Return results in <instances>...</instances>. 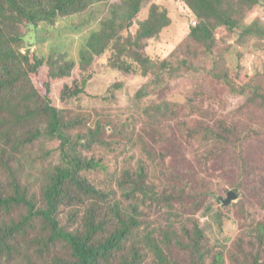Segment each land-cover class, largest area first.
Returning a JSON list of instances; mask_svg holds the SVG:
<instances>
[{"label": "rangeland", "instance_id": "1", "mask_svg": "<svg viewBox=\"0 0 264 264\" xmlns=\"http://www.w3.org/2000/svg\"><path fill=\"white\" fill-rule=\"evenodd\" d=\"M181 1L149 0L150 4L169 9L172 26L159 41L148 45L147 56L152 61L165 60L176 67L183 60L189 65L185 78L191 80L190 84L181 79L171 83L172 98L163 93V88L151 93V101L155 104L167 100L173 102L170 114L158 120L139 111L148 102L143 100L136 105L133 95L150 81V78L140 76L116 77V81L122 82L123 89L115 94L114 100L90 103L82 97L78 101L83 105L75 109L81 113L82 110L91 113L100 109V115L109 118L104 135L108 146L82 148L79 153L82 158L99 160L104 166L87 175L95 187L108 189L113 180L110 173L118 169L132 173L140 171L154 183L149 193L153 201H147L146 209L137 216L138 228L106 264H120L122 259L131 261L134 253L139 254L141 264H156V254L145 247L148 239L152 246L159 244L162 249L164 261L161 264H193L191 249L184 246L189 245V239L193 237L195 223L203 232L201 244L205 264L215 260L222 264H257V261L264 264V115L257 111H262L258 97L264 96V37L253 36L238 41L235 35L223 38L218 33L212 53L194 49L185 40L196 21L184 12ZM258 18L264 21V12L260 9L250 15L248 22ZM60 25L56 23L38 30L33 36L22 26H5L3 30L8 29L10 35L19 33L27 37V42L33 43L30 53L23 46L19 47L21 54L26 57L36 55L46 61L55 59L51 53L62 52L61 44L68 41L73 44L70 50H76L82 36L93 28L88 26L78 32ZM26 63L22 65L28 71ZM191 65L193 69L189 72ZM40 69L44 70L45 65ZM167 76L168 73L164 78ZM44 77V71L31 77L38 90ZM82 79L83 76L74 72L62 80V84L53 82L54 100L59 97L62 86L71 91ZM113 80L115 78L108 74L94 78L91 94L103 95ZM238 87H244L245 93L241 96ZM24 126L20 123L14 129L20 145L29 133L28 126ZM211 132L216 136L210 137ZM219 135L229 139L231 146H218ZM237 139L242 142L237 143ZM10 146L0 144L2 193L10 195L18 183L20 192L34 193L39 198L42 183L47 181V169L62 165L58 141L42 138L25 146L20 150L22 154L15 157L11 156ZM10 157V167L14 170L12 177L3 174L2 165L8 163ZM230 191L238 198L225 207L218 200L226 199ZM157 192L161 195L169 192L171 199L157 204ZM88 204L61 206L60 225L69 232L82 230ZM15 215L16 211H7L6 215L0 212V223L4 224ZM170 225H174L176 237L182 244H175V239L168 234ZM184 227L186 231L182 230ZM24 230L10 243L12 249L4 256L8 258L4 264L69 263L68 253L60 243L43 246L40 223L35 222ZM112 231L107 227L96 242Z\"/></svg>", "mask_w": 264, "mask_h": 264}, {"label": "trees", "instance_id": "2", "mask_svg": "<svg viewBox=\"0 0 264 264\" xmlns=\"http://www.w3.org/2000/svg\"><path fill=\"white\" fill-rule=\"evenodd\" d=\"M180 3L184 12L196 21L185 40L194 49L212 53L218 33L223 38L235 35L238 41L253 36L264 37L263 19L248 22L255 10L264 12V0H182ZM56 23L78 32L88 26L93 28L82 36L76 50H70L73 44L68 41L61 44L62 52L57 55L51 53L55 59L46 61L36 55L26 57L21 54L19 47L23 46L30 53L33 43L27 42V37L19 33L10 35L8 29L3 30L5 26H22L28 35L33 36L36 31ZM171 26L169 9L150 4L149 0H0V144L2 147L3 143L11 144V156L15 157L22 154L20 150L25 146L42 138L54 139L60 145L62 162L61 166L47 169V181L42 183L39 198L34 193L20 192L18 183L10 195L3 194L0 188V212L6 215L7 211H16L15 218L0 223V264L8 259L4 256L12 249L10 243L25 232V227L35 222L42 226L43 246L63 245L68 253V264H106L108 258L136 231L137 216L146 209L147 201H153L149 193L154 183H150L140 171L132 173L127 169H118L110 173L113 180H110L108 189L95 187L87 175L102 170L104 166L99 160L82 158L79 153L82 148L108 146L104 135L109 118L100 115V109L91 113L75 109L83 105L78 101L82 97L90 103L94 100H114L115 94L123 89L122 82L116 81V77L128 79L140 76L150 78V81L133 95L136 105L143 100L148 102L139 111L158 120L168 116L173 102L167 100L155 104L151 101V93L163 88V93L172 98L174 89L171 83L181 79L188 80L190 84L191 80L185 78L189 65L185 60L177 64L178 68L165 60L152 61L146 49L149 44L159 41ZM23 62H27L28 71L24 69ZM43 64L45 69L41 70ZM192 69L191 65L189 72ZM39 71H44L45 77L38 90L31 77ZM74 72L83 76L79 85L71 91L62 86L59 97L54 100L56 93L51 84H62V80L68 79ZM166 73L168 76L165 79ZM106 74L112 75L114 82L103 95H92V80ZM238 92L243 95L244 87H238ZM258 98L262 111H257L264 115V96ZM20 123L28 126L29 132L21 145L14 130ZM214 135V132L210 133V137ZM218 139V146H231L230 140L222 135ZM240 142L237 139V143ZM11 161L10 157L8 163H2L3 174L8 177H12L14 171L10 167ZM157 195V204L171 199L169 192L163 195L157 192ZM66 203H76L78 207L89 203L82 230L69 232L60 225L59 208ZM99 218L101 221H97ZM107 227L113 231L96 242ZM193 229V237L184 248L191 249L193 264H205L201 244L203 232L196 223ZM182 230L186 231V227ZM175 232L174 225H170L168 234L175 239V244H180ZM145 247L156 254V264L164 261L159 244L152 246L148 239ZM222 263L215 260L211 264ZM120 264H141L140 256L134 253L131 261L122 259ZM257 264L263 263L257 261Z\"/></svg>", "mask_w": 264, "mask_h": 264}, {"label": "water", "instance_id": "3", "mask_svg": "<svg viewBox=\"0 0 264 264\" xmlns=\"http://www.w3.org/2000/svg\"><path fill=\"white\" fill-rule=\"evenodd\" d=\"M238 198V196L234 193V192H229L227 194V198L223 199V198H219V202L222 203L223 206H228L231 202H233L234 200H236Z\"/></svg>", "mask_w": 264, "mask_h": 264}]
</instances>
